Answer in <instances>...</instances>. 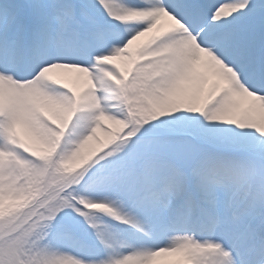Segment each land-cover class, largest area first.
<instances>
[{"label":"snow or ice","instance_id":"6c2138e0","mask_svg":"<svg viewBox=\"0 0 264 264\" xmlns=\"http://www.w3.org/2000/svg\"><path fill=\"white\" fill-rule=\"evenodd\" d=\"M0 264H264V0H0Z\"/></svg>","mask_w":264,"mask_h":264}]
</instances>
